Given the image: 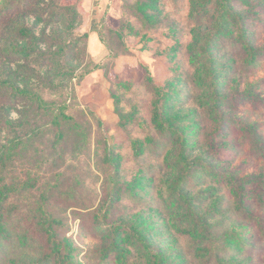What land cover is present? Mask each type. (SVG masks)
<instances>
[{"label":"rangeland","instance_id":"obj_1","mask_svg":"<svg viewBox=\"0 0 264 264\" xmlns=\"http://www.w3.org/2000/svg\"><path fill=\"white\" fill-rule=\"evenodd\" d=\"M0 264H264V0H0Z\"/></svg>","mask_w":264,"mask_h":264},{"label":"trees","instance_id":"obj_2","mask_svg":"<svg viewBox=\"0 0 264 264\" xmlns=\"http://www.w3.org/2000/svg\"><path fill=\"white\" fill-rule=\"evenodd\" d=\"M216 85V84H215ZM216 89H217V86L216 88H214V90L212 91L214 93V96H213V105H212V109H213V115L214 117L220 121V124H222L221 120H219L221 117H223L225 115L224 113V108H221L220 105L223 104L226 100V97H224V95H218V89H217V93H216ZM211 92V93H212ZM228 98V97H227ZM66 106L65 104V100L63 99L62 100V103H60L58 106H57V109H56V113L53 115V122L54 124L56 125H59L61 122H64L66 124H70L71 126H73L75 129H79L80 126L78 125V123L74 120V118L72 116H70L69 114H67L65 111H64V107ZM224 117L222 118V121H223ZM137 238L141 241L142 245L147 249V250H150V247L148 246L146 240L144 237H141L139 235H137Z\"/></svg>","mask_w":264,"mask_h":264}]
</instances>
